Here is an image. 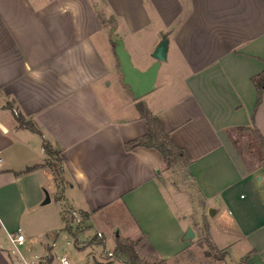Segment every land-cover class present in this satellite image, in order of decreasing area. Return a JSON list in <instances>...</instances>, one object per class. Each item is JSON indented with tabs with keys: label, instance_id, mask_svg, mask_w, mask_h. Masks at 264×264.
I'll use <instances>...</instances> for the list:
<instances>
[{
	"label": "crops",
	"instance_id": "obj_1",
	"mask_svg": "<svg viewBox=\"0 0 264 264\" xmlns=\"http://www.w3.org/2000/svg\"><path fill=\"white\" fill-rule=\"evenodd\" d=\"M153 24L159 37L144 47ZM164 36L155 89L137 99L113 38L146 69ZM263 72L264 0H0V264H64L50 241L72 245L69 264H126L97 253L112 236L109 252L128 240L143 261L211 264L196 245L204 225L228 251L217 263L264 264V156L239 142L248 130L264 139V91L258 104L253 80ZM138 101L188 163L128 147L148 132ZM46 144L59 151V175ZM18 231L17 245L29 237L37 253L9 248Z\"/></svg>",
	"mask_w": 264,
	"mask_h": 264
},
{
	"label": "trees",
	"instance_id": "obj_2",
	"mask_svg": "<svg viewBox=\"0 0 264 264\" xmlns=\"http://www.w3.org/2000/svg\"><path fill=\"white\" fill-rule=\"evenodd\" d=\"M253 80L256 83L258 89L257 103L260 104L264 91V72L255 76ZM137 106L141 115L147 120L148 132L144 136L130 141L127 144L128 147L132 148L138 145L155 147L161 152L163 159L168 166H173L177 163H188L187 152L183 148L177 146L171 136V133L163 128L158 117L151 114L149 108L143 101H138ZM17 120L20 126L30 128L34 131H39L36 125L32 121L27 120L24 115L17 114ZM259 138L264 145V139L261 136H259ZM45 149L49 155H60L59 151L53 150L48 144L45 145ZM49 165L53 167L57 172V175H59L57 165L54 162H49ZM68 230L72 233H76L80 231V226L79 224H76L75 226L69 225ZM113 255L123 258L126 264H160L159 262L143 261L135 248V243L128 240L119 241Z\"/></svg>",
	"mask_w": 264,
	"mask_h": 264
},
{
	"label": "rangeland",
	"instance_id": "obj_3",
	"mask_svg": "<svg viewBox=\"0 0 264 264\" xmlns=\"http://www.w3.org/2000/svg\"><path fill=\"white\" fill-rule=\"evenodd\" d=\"M150 28L151 29H149L148 31L145 30V32H143V34L146 33L145 35H143L144 37H141V35H140V37L142 39L140 41V44L143 45L144 47H148L149 46V40H150L151 37H153V36L159 37V33L155 32L156 31V27L154 26V24ZM115 36L117 37V34ZM119 36L122 37V38L125 37V39H126V36H125V34H123V32H119ZM128 49L133 52V50H132L133 48L128 47ZM145 56L146 55H144V57ZM142 57L140 58V60L136 59L137 61L135 60V63L136 64H139V63L141 64L145 60ZM239 142H240V145H242V148H243L244 152H246L248 154H251V155H253V154L258 155V154L261 153V155L264 156V145L262 144V141L258 137L257 133H255L254 131L248 130V131L242 133V135L239 137ZM51 157H52V159L50 161L54 162L57 165L58 170L60 172V164H61L60 155L51 154ZM209 213H210V211H209ZM71 217H72V221H73L74 224H77L79 219H80L79 224L83 222L82 221L83 220V215L81 214V212L80 213H73L71 215ZM94 233H95L94 229H91L90 231L87 232V234H91V235H93ZM115 234H114V236L116 237ZM113 239L114 238L112 236V238L110 239L111 241L109 240L106 246L105 245H99L96 248L97 253L100 254V255H103V256H106V255L108 256L109 251H114V249H113L114 248L113 247L114 244L112 242ZM7 242H8V245H9L10 249H14V250L17 249L16 246H15L17 244L13 243L11 238L7 237ZM52 243H53V241H50L49 242V246H50V251L52 253H54V255H57V254L66 255L68 257V259H71L72 254H73V250H74V249H72V245H67L66 243H62V242H58L55 245H53ZM196 245H199V247H201V250L205 251V253L210 255L211 264H215V263L216 264H220V262L217 263V261L221 260L223 258H226L227 255H228L227 249H219L213 243L210 235L208 234L206 225H204L201 237L196 241ZM17 246H19V245H17ZM42 246L45 247V245H42ZM19 249L24 250L23 253L26 255V257H30V255L32 253L33 254L37 253L38 246H37V243H33L32 242L31 238L27 237L24 245L19 246ZM16 252H17V250H16ZM233 258H235L234 253H233ZM37 260H40V259H37ZM227 261H228V264H235L233 262L234 259H228ZM159 263L162 264V262H159ZM199 263L200 262H198V261L197 262L196 261H194V262L191 261V262H187L185 264H199ZM200 264H202V263H200Z\"/></svg>",
	"mask_w": 264,
	"mask_h": 264
},
{
	"label": "water",
	"instance_id": "obj_4",
	"mask_svg": "<svg viewBox=\"0 0 264 264\" xmlns=\"http://www.w3.org/2000/svg\"><path fill=\"white\" fill-rule=\"evenodd\" d=\"M113 41L115 43V54L119 60L121 72L123 74V81L128 85L133 96L139 99L153 91L156 86L161 63L167 59V37L164 36L156 46L153 52L155 60L146 69H141L135 65L131 53L127 49L125 41L122 38L114 37ZM49 200L50 197L48 195L45 202H49ZM210 213L212 214V211H210ZM193 237H195V232L190 226L185 232V238L190 239Z\"/></svg>",
	"mask_w": 264,
	"mask_h": 264
},
{
	"label": "built area",
	"instance_id": "obj_5",
	"mask_svg": "<svg viewBox=\"0 0 264 264\" xmlns=\"http://www.w3.org/2000/svg\"><path fill=\"white\" fill-rule=\"evenodd\" d=\"M80 222V219L78 220L77 224H79ZM98 236H102V233L99 232L98 233ZM11 239L12 241L15 243V244H23L24 240H25V235L24 233L18 231L15 235H12L11 236ZM109 256H112L113 255V252H109L108 253ZM62 261L64 262V264H69V259L67 256H62Z\"/></svg>",
	"mask_w": 264,
	"mask_h": 264
}]
</instances>
